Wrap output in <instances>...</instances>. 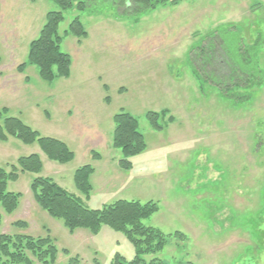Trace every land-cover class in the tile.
I'll list each match as a JSON object with an SVG mask.
<instances>
[{"label":"rangeland","instance_id":"374dc122","mask_svg":"<svg viewBox=\"0 0 264 264\" xmlns=\"http://www.w3.org/2000/svg\"><path fill=\"white\" fill-rule=\"evenodd\" d=\"M98 2L64 14L62 36L76 17L88 36H65L62 50L71 56V75L48 83L35 66L24 72L19 67L58 5L0 0V112L7 109L42 137L63 141L75 155L60 164L38 143L10 138L0 142V167L10 171L19 158L39 155L40 176L92 210L119 200L154 202L159 211L144 224L161 230L168 241L147 260L264 264V87L251 102L236 105L217 88L201 87L190 62L202 39L222 26L242 28L248 43L264 41V0H181L139 19L117 18L109 4ZM261 49L264 70V44ZM164 110L167 125L156 131L147 114ZM122 111L138 120L147 142L129 171L120 168L123 153L113 147V116ZM169 117L174 122L168 123ZM97 153L100 160L93 158ZM85 165L95 170L90 197L74 183L75 172ZM36 176L24 173L9 183L8 190L21 199L11 215L0 205V234L50 235L59 251L55 264L76 256L80 264H111L116 253L134 256L126 236L107 226L96 235L82 229L71 234L63 221L50 217L34 199ZM19 221L27 228L15 227Z\"/></svg>","mask_w":264,"mask_h":264},{"label":"trees","instance_id":"16d2710c","mask_svg":"<svg viewBox=\"0 0 264 264\" xmlns=\"http://www.w3.org/2000/svg\"><path fill=\"white\" fill-rule=\"evenodd\" d=\"M58 5L59 11L50 12L37 39L31 42L27 62L19 67L24 72L28 66L38 69L40 78L48 83L58 79H68L71 75L72 59L62 50L65 36L77 39L88 36L79 17L72 20L65 36L59 32L64 14L76 8L85 11L98 1L110 5L116 17L131 16L139 19L160 7L178 5L181 0H95L92 3L77 0H48ZM103 11V10H101ZM100 12L102 14L103 12ZM202 43L190 53L193 74L201 87L211 85L220 91L223 98L236 105L252 101L255 92L264 87V70L260 67V56L264 41L261 37L248 43L242 28L226 25L202 39ZM167 111L149 112L147 118L156 131H163ZM113 147L121 150L123 159L118 162L121 169L133 168L132 159L147 149L145 136L140 132L138 120L130 113L122 111L113 116ZM174 122L169 117L168 123ZM14 138L26 145L38 143L46 157L60 164L74 160V153L66 143L55 138L42 137L19 118L8 115V110L0 112V142ZM93 158L100 160L97 153ZM10 171L0 167V205L11 215L19 207L21 194L8 190L10 182H16L21 174L37 175L31 183L35 201L50 217L63 221L71 234L77 230H88L98 234L102 227L122 233L134 248V256L127 259L116 253L111 264H166L158 258L147 260L146 256L161 252L168 241L159 229L147 227L144 221L159 211L154 202L119 200L103 208L92 210L82 199L60 187L53 179L40 176L43 162L39 155L21 157ZM95 170L91 165L79 168L74 174L77 190L90 197L91 176ZM2 216L0 215V228ZM15 227L27 228L26 222H17ZM181 237V233L175 234ZM67 255V250L64 251ZM55 240L50 236L33 237L26 234H0V264H55L58 257ZM97 262V261H96ZM67 264H80L79 257L70 258ZM97 264H99L97 262Z\"/></svg>","mask_w":264,"mask_h":264}]
</instances>
